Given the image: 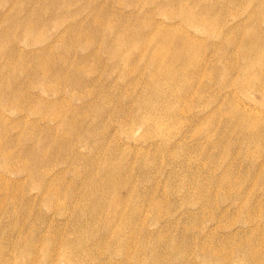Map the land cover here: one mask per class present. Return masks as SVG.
<instances>
[{
  "label": "rangeland",
  "instance_id": "rangeland-1",
  "mask_svg": "<svg viewBox=\"0 0 264 264\" xmlns=\"http://www.w3.org/2000/svg\"><path fill=\"white\" fill-rule=\"evenodd\" d=\"M0 264H264V0H0Z\"/></svg>",
  "mask_w": 264,
  "mask_h": 264
}]
</instances>
